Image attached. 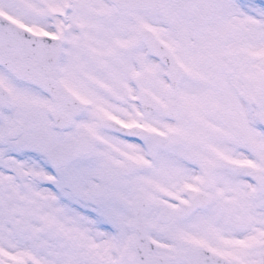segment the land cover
<instances>
[{"label": "snow or ice", "instance_id": "obj_1", "mask_svg": "<svg viewBox=\"0 0 264 264\" xmlns=\"http://www.w3.org/2000/svg\"><path fill=\"white\" fill-rule=\"evenodd\" d=\"M0 264H264V0H0Z\"/></svg>", "mask_w": 264, "mask_h": 264}]
</instances>
